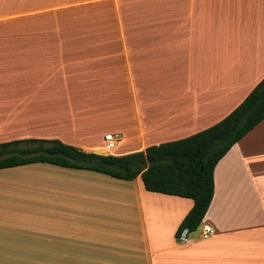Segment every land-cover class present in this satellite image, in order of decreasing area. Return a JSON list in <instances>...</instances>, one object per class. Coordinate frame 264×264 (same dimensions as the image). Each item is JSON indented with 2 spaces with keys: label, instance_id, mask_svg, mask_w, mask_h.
I'll return each instance as SVG.
<instances>
[{
  "label": "crops",
  "instance_id": "crops-1",
  "mask_svg": "<svg viewBox=\"0 0 264 264\" xmlns=\"http://www.w3.org/2000/svg\"><path fill=\"white\" fill-rule=\"evenodd\" d=\"M147 26L130 99L99 118L79 102L30 99L27 68L0 56V142L58 138L97 151L91 139L105 127L141 150L218 122L264 77V0H149ZM213 182L199 226L176 237L193 200L147 190L140 175L0 168V264H264V118L218 160Z\"/></svg>",
  "mask_w": 264,
  "mask_h": 264
},
{
  "label": "rangeland",
  "instance_id": "rangeland-1",
  "mask_svg": "<svg viewBox=\"0 0 264 264\" xmlns=\"http://www.w3.org/2000/svg\"><path fill=\"white\" fill-rule=\"evenodd\" d=\"M148 19L149 0H0V56L27 68L30 99L79 102L83 116L99 118L131 97L134 64L149 49ZM100 129L91 141L104 145L109 131ZM118 134L113 153L96 150L141 146Z\"/></svg>",
  "mask_w": 264,
  "mask_h": 264
},
{
  "label": "trees",
  "instance_id": "trees-1",
  "mask_svg": "<svg viewBox=\"0 0 264 264\" xmlns=\"http://www.w3.org/2000/svg\"><path fill=\"white\" fill-rule=\"evenodd\" d=\"M263 118L264 77L225 117L189 136L122 154L86 151L58 138L12 139L0 142V168L47 162L122 179L140 175L147 190L193 200L176 229L179 237L185 228L195 230L204 217L213 196V170L218 160Z\"/></svg>",
  "mask_w": 264,
  "mask_h": 264
},
{
  "label": "built area",
  "instance_id": "built-area-1",
  "mask_svg": "<svg viewBox=\"0 0 264 264\" xmlns=\"http://www.w3.org/2000/svg\"><path fill=\"white\" fill-rule=\"evenodd\" d=\"M118 139V133H105L103 135L104 149L110 151V149L114 148L117 145ZM200 229V235L202 238H208L213 233V227L209 222L201 223Z\"/></svg>",
  "mask_w": 264,
  "mask_h": 264
},
{
  "label": "water",
  "instance_id": "water-1",
  "mask_svg": "<svg viewBox=\"0 0 264 264\" xmlns=\"http://www.w3.org/2000/svg\"><path fill=\"white\" fill-rule=\"evenodd\" d=\"M95 152H97V153H101V154H104V152H98V151H95ZM184 231L186 232L187 229H184Z\"/></svg>",
  "mask_w": 264,
  "mask_h": 264
}]
</instances>
